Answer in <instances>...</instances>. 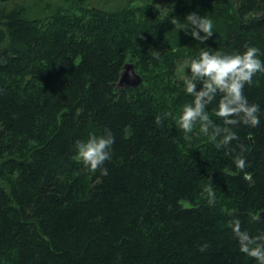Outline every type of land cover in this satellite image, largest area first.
<instances>
[{
    "label": "trees",
    "instance_id": "16d2710c",
    "mask_svg": "<svg viewBox=\"0 0 264 264\" xmlns=\"http://www.w3.org/2000/svg\"><path fill=\"white\" fill-rule=\"evenodd\" d=\"M18 1L0 0V264H258L231 222L264 233V72L244 89L260 125L234 128L243 172L206 137L186 141L174 119L154 121L193 99L185 61L202 49L255 46L264 60V0L63 5L43 17ZM190 12L213 21L204 43L170 23ZM126 63L145 73L139 85L117 84ZM106 130L115 143L102 176L75 141Z\"/></svg>",
    "mask_w": 264,
    "mask_h": 264
},
{
    "label": "clouds",
    "instance_id": "9594fccd",
    "mask_svg": "<svg viewBox=\"0 0 264 264\" xmlns=\"http://www.w3.org/2000/svg\"><path fill=\"white\" fill-rule=\"evenodd\" d=\"M184 20L187 22L185 25L178 24L176 19L170 23L178 25L180 30L201 43L213 37L212 19L190 12ZM188 25L191 26L190 29ZM260 54V49L255 46L233 53L202 49L198 57L185 61V68L190 71V75L183 77L184 90L193 99L182 106L178 116L173 112H165L162 116H157L154 123L161 126L165 118L174 119L186 141H191L193 134L206 137L217 149L228 150L233 156L235 167L243 172L248 167L245 157L247 148L239 143L234 128L239 125L256 128L260 125L261 107L258 103L249 102L244 91L245 85H251L257 73L264 72V60L259 58ZM153 55L156 56V53ZM214 102V115L223 121L224 126L215 123L207 110V106ZM233 141L238 142V152L232 147ZM114 143L115 138L110 130L99 135L89 134L86 139L75 141L76 157L91 172L99 171L102 176H107L108 170L104 165L111 160ZM243 178L252 180L251 175L246 172ZM203 191L207 203L214 205L216 193L211 184ZM231 229L239 250L258 264H264V233L253 236L242 230L239 219L231 222Z\"/></svg>",
    "mask_w": 264,
    "mask_h": 264
},
{
    "label": "rangeland",
    "instance_id": "374dc122",
    "mask_svg": "<svg viewBox=\"0 0 264 264\" xmlns=\"http://www.w3.org/2000/svg\"><path fill=\"white\" fill-rule=\"evenodd\" d=\"M140 3L141 1H157L161 6L168 7V2H176L177 0H20L19 3H24L28 8L29 12L33 17H43L46 14H49L59 6L67 5L69 8L76 10L79 8L81 10H87L91 7H104V8H115L120 7L126 3L132 2ZM69 2V3H68ZM72 2V3H71ZM60 3V4H59ZM64 3V4H63ZM68 3V4H67ZM91 4V5H89ZM184 59L176 58L178 70L181 69ZM142 77H144V72H139ZM149 78L151 77L148 74Z\"/></svg>",
    "mask_w": 264,
    "mask_h": 264
},
{
    "label": "water",
    "instance_id": "95a60500",
    "mask_svg": "<svg viewBox=\"0 0 264 264\" xmlns=\"http://www.w3.org/2000/svg\"><path fill=\"white\" fill-rule=\"evenodd\" d=\"M142 77L136 72L133 63H126L124 65L123 71L118 79L117 84L119 86H137L141 83ZM260 215H264V210L260 212Z\"/></svg>",
    "mask_w": 264,
    "mask_h": 264
},
{
    "label": "bare ground",
    "instance_id": "6f19581e",
    "mask_svg": "<svg viewBox=\"0 0 264 264\" xmlns=\"http://www.w3.org/2000/svg\"><path fill=\"white\" fill-rule=\"evenodd\" d=\"M65 1H66V0H65ZM105 1H106V0H105ZM126 1H127V0H126ZM68 3H69V2H68ZM68 3H67V4H68ZM71 3H72V2H71ZM59 4H60V3H59ZM63 4H64V3H63ZM89 5H91V4H89ZM148 80H149V79H148Z\"/></svg>",
    "mask_w": 264,
    "mask_h": 264
}]
</instances>
